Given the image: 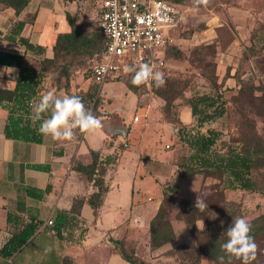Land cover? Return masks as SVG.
Returning a JSON list of instances; mask_svg holds the SVG:
<instances>
[{
	"label": "crops",
	"instance_id": "0c3cea01",
	"mask_svg": "<svg viewBox=\"0 0 264 264\" xmlns=\"http://www.w3.org/2000/svg\"><path fill=\"white\" fill-rule=\"evenodd\" d=\"M91 7L97 10L99 21L101 8L92 2L28 0L20 13L3 6L0 51L24 54L25 66L39 69V61L54 57L60 34L71 32L74 27H82L83 32L89 29L86 20ZM257 15L261 17L257 11H247L250 19L239 22L240 31L226 48L236 49L246 41L248 25L254 26ZM17 21L26 23L21 36L29 40V48L7 39ZM224 56L231 57L226 53ZM19 73V67L0 64V90L5 91V96L13 91ZM63 83H66L64 76L48 74L39 97L49 91L67 94ZM76 84L71 79L73 92ZM157 103L163 105L159 99ZM126 113L123 108L113 109L112 116L102 111L97 116L101 121L99 128L81 133L75 129L72 139H53L44 134L43 141L36 143L5 136L9 109L0 104V264H64L65 259L72 264H132L115 241L150 238V224L163 203L164 187L179 176L180 154L174 150L175 154L164 160L159 158L162 153L157 152L160 134L176 138L177 128L169 129L170 124L160 120L144 122L145 112H137L138 121L134 120L136 115L126 119ZM181 117L185 125L194 120L189 107L182 111ZM165 147L169 148V144ZM92 151L99 153L101 159L118 155L117 162L108 167L105 175L108 191L97 210L89 198L98 192V187L77 169L78 164L86 166L93 162ZM154 185L161 193L157 202L152 203L153 197L146 200L141 195ZM49 186L50 190L41 197L29 193V190L44 191ZM75 204L78 213L72 212ZM63 215L66 219L58 228ZM50 219L53 225L48 223ZM33 223L39 225L37 232L22 248L12 252L16 233Z\"/></svg>",
	"mask_w": 264,
	"mask_h": 264
},
{
	"label": "rangeland",
	"instance_id": "374dc122",
	"mask_svg": "<svg viewBox=\"0 0 264 264\" xmlns=\"http://www.w3.org/2000/svg\"><path fill=\"white\" fill-rule=\"evenodd\" d=\"M249 9L257 11L261 17L257 15L254 26L249 28L248 25L246 41L229 50L226 47L236 38L235 34L240 31L239 22L246 21ZM90 12L86 20L90 27L85 33L92 37L97 34L101 39L97 10L91 7ZM245 30L243 26L244 34ZM172 37L173 42L164 53L163 49L158 52L159 59L146 62L155 64L165 74L166 83L159 88L172 103L168 114L157 103L158 99L163 104L166 101L155 94L154 81L133 85L134 73L125 72V67L112 74L104 84H96L88 74L102 61L99 50L67 57L69 83L71 79L77 81L74 92L71 86L68 88L85 97L94 95L86 108L95 116L102 111L112 116L113 109L123 108L127 111L126 119L137 112H145L144 122L164 121L170 124L169 129L177 128L175 121L182 120L181 113L189 107L192 96L222 93L227 108L225 116L205 124L201 130L207 132L213 128L220 132V140L215 146L217 151L226 153L235 147L242 151L247 146L258 151L257 165L252 172L255 191L228 189L223 192L219 176L181 179L176 175L167 183L172 186L174 194L164 203L166 218L176 234L175 240L160 248H152L151 239L141 236L138 241L123 242V250L126 255L135 254L148 264H243L242 259L217 261L206 254L204 247L208 234L226 232L230 222L224 218L230 214L246 217L249 222L264 215V0H207L206 4L199 5L195 0H186L181 4V20ZM225 53L231 57H225ZM228 72L230 76L227 77ZM66 84L67 80L62 85L65 87ZM195 124L193 120L188 125ZM159 138L157 152L158 155L162 153L160 159L173 156L174 150L179 151L180 157L188 154V146L177 136L171 139L167 134H160ZM166 143L169 148L165 147ZM160 193L154 185L147 187L141 196L146 200L151 196L154 198L152 203H155ZM198 197L206 205L200 210L205 215L196 223L200 228L196 225L191 231L186 225L191 211L185 214L179 199L196 201ZM255 243L258 245L256 259L250 264H264V235Z\"/></svg>",
	"mask_w": 264,
	"mask_h": 264
},
{
	"label": "trees",
	"instance_id": "16d2710c",
	"mask_svg": "<svg viewBox=\"0 0 264 264\" xmlns=\"http://www.w3.org/2000/svg\"><path fill=\"white\" fill-rule=\"evenodd\" d=\"M170 2L184 4L186 0H167ZM28 4V0H0V8L3 6H10L20 13ZM26 23L17 21L13 23L7 39L11 41H18L27 48L30 47L29 40L21 36ZM99 35H92L82 31L81 27H74L71 32L63 33L58 36L57 43L54 47L55 55L51 59H44L39 61V69H32L25 66V55L0 51V64L8 66H16L20 68V73L16 79V84L13 91L5 96V91L0 90V104H3L9 109V116L5 126V136L11 139L23 140L27 142L41 143L43 141V133L39 131L42 119L49 118L51 113L42 114L41 119H35V113L30 106V101L35 100L39 103V94L43 87V82L48 74L58 73L64 76L67 80L65 86L68 95H76L82 98L85 106L94 98V95L88 94L86 97L71 91L69 83V73H67L66 59L75 54L86 53L90 50H99L104 57V50L107 43L105 36L100 32ZM98 53V52H97ZM181 54V53H180ZM180 56V55H178ZM103 59V58H102ZM134 67V64H131ZM139 68V66L135 67ZM230 72L227 73V77ZM155 94L165 99L166 103L162 105L165 114L170 113L172 103L165 92H161L160 88L155 85ZM89 100V102H88ZM6 101V102H5ZM188 106L195 125H185L181 119L175 121L177 127V136L184 144L188 146V154L179 158L177 165L179 168L180 178H192L194 176L215 177L219 176L221 191L228 189H243L248 191H255L254 182L252 178L253 169L257 165L258 151L252 147L247 146L242 151L235 148H230L226 153L217 151L215 148L217 142L220 140V132L216 129L210 128L207 132L201 129L205 124L216 122L223 118L227 112L226 101L221 92L217 94L197 93L189 99ZM79 133L82 132L77 128ZM93 162L89 165H77L79 171L84 172L89 179L94 180L98 187V192L94 193L89 202L97 210L102 202L108 187L105 182V175L108 167L118 160V155H112L106 159H101V155L92 151ZM217 189V188H216ZM215 189V190H216ZM50 190V186L44 191L29 190L31 195L41 197L44 192ZM163 203L152 219L150 224L151 229V245L152 248H160L165 244L171 243L175 240L176 234L171 225V222L166 218L164 203L171 199L174 192L171 185L164 187ZM79 200H77L78 202ZM196 201L187 199H179L182 204L183 212L187 216V227L194 231L197 221L202 220L204 213L195 207ZM191 209V210H190ZM199 211V212H198ZM72 212L78 213L76 204ZM200 214V215H199ZM66 216L60 217L58 228L64 223ZM234 217L230 214L225 220L232 223ZM252 226L251 235L254 240L260 239L264 235V215H261L250 221ZM39 229L38 223L28 224L19 230L11 244V251L16 252L22 248L27 241ZM225 233V232H224ZM224 233L208 234L205 252L210 257L217 261L221 260H237L240 259L233 254L228 253L223 249L222 245L226 243L228 237ZM116 247H123L120 240L115 241ZM126 259L132 264H148L145 260H141L135 254L126 255ZM64 264H72L70 259H65Z\"/></svg>",
	"mask_w": 264,
	"mask_h": 264
},
{
	"label": "built area",
	"instance_id": "2783aa9c",
	"mask_svg": "<svg viewBox=\"0 0 264 264\" xmlns=\"http://www.w3.org/2000/svg\"><path fill=\"white\" fill-rule=\"evenodd\" d=\"M101 8L99 31L107 43L104 57L90 77L104 84L122 67L140 66L159 59L158 52L173 42V31L181 20V5L167 0H79ZM127 65V66H126ZM35 100L30 101L32 110ZM135 121L139 116L134 117ZM53 225V219L48 221Z\"/></svg>",
	"mask_w": 264,
	"mask_h": 264
},
{
	"label": "clouds",
	"instance_id": "9594fccd",
	"mask_svg": "<svg viewBox=\"0 0 264 264\" xmlns=\"http://www.w3.org/2000/svg\"><path fill=\"white\" fill-rule=\"evenodd\" d=\"M195 3L206 4L207 0H195ZM125 72L134 73L131 82L136 86L149 81H154L157 87H162L166 83L164 72L158 70L155 64L144 63L138 69L127 66ZM33 111L35 119H41L42 114L50 111V117L42 119L39 131L50 134L53 139H72L75 135L74 130L77 128L84 131L101 127L100 119L87 109L82 98L76 95H57L55 91H49L42 95ZM195 207L203 210L206 205L198 197ZM196 225L199 227L198 224ZM251 232L252 226L248 219L237 216L232 219L231 225L223 234L228 237L226 243L222 245L223 249L242 259L243 264H250L256 259L258 245Z\"/></svg>",
	"mask_w": 264,
	"mask_h": 264
},
{
	"label": "water",
	"instance_id": "95a60500",
	"mask_svg": "<svg viewBox=\"0 0 264 264\" xmlns=\"http://www.w3.org/2000/svg\"><path fill=\"white\" fill-rule=\"evenodd\" d=\"M120 250H121V252H122L123 256L126 258L127 256H126V254H125L124 250L122 249V247H120Z\"/></svg>",
	"mask_w": 264,
	"mask_h": 264
}]
</instances>
